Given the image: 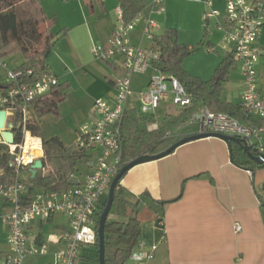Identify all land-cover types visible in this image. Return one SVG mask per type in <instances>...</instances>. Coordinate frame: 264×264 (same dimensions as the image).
Instances as JSON below:
<instances>
[{"label": "crops", "instance_id": "0c3cea01", "mask_svg": "<svg viewBox=\"0 0 264 264\" xmlns=\"http://www.w3.org/2000/svg\"><path fill=\"white\" fill-rule=\"evenodd\" d=\"M151 1L144 0L145 11L148 10ZM196 1L199 4H197L198 10L194 19L199 24L196 27L190 25L187 31L189 36L201 39L200 41H191L186 35H182L180 25L176 22L178 13L174 9L166 14L164 11L155 16L158 22L155 34L161 35L166 29L174 28L177 31L178 40L190 46L194 44L202 46L204 45L203 35L208 37L205 44L206 50L194 51L184 59V67L190 74L208 80L224 57L233 52L231 48L222 46L219 48L222 35L216 37L215 40L211 37L217 29L223 30L220 25L225 19L223 16L225 0H213L214 8L220 10L221 14L209 20L203 17L206 11L204 1ZM260 1L264 3V0ZM97 2L100 6L99 11H101V15L98 16L110 20L109 31L112 34L116 25L115 10L120 0H97ZM87 4L90 8L89 14L92 12L96 14L94 0H89ZM91 18L92 16L83 13L81 20L75 25L76 36L78 34L86 36ZM204 22L206 25L202 30ZM211 26L212 29H210ZM143 28L144 23L141 22L131 32L130 37L134 44L148 48L152 45V41L146 42ZM68 30L70 31L67 28V32ZM262 30L257 40L260 55L257 57L256 71L257 85L264 95V25ZM108 36L104 38L105 43L109 39ZM208 47H213L214 50ZM197 55L198 62L194 59ZM106 63L109 71L105 75L108 78L102 98L113 103L116 97L113 80L115 75L122 70V58L117 56ZM48 64L51 71L59 77V83L68 82L69 90L71 82L68 74L64 73L59 65L49 60ZM237 67L240 75H236L240 81H235L232 75V71ZM150 70L158 71L155 68ZM147 73L132 76L129 109H140L142 93L151 79L143 81V75ZM242 76L240 62L235 59L229 80L224 84L223 99L233 103L241 102L244 91ZM163 103L171 102L163 101L161 105ZM205 108L211 110L204 107L195 113H201ZM179 109L180 107L174 106V111L167 113H176ZM251 120L259 122L261 119L258 120L257 117L251 116ZM241 122L248 124L245 120ZM195 123L198 125L197 128L187 129L185 127H188L189 123H185L174 134H182L185 137L200 132L199 122ZM156 127V124L149 126L150 129ZM57 136L60 137V135ZM39 138L43 140L44 137ZM97 154L98 150L89 151V158L82 161L85 170L80 171L78 167V172L73 175L76 182L84 181L87 174L93 170ZM231 154L230 146L225 140L215 136L203 137L180 145L165 157L138 164L126 173L121 184L126 197L139 201L137 217L141 224L140 243L143 242L144 246L137 244L132 256L124 264H264V205H262L264 167H255L251 170L238 166L233 162ZM25 170L30 173L28 168ZM39 190L41 188H35L33 193ZM7 208L8 204L0 200V213L6 211ZM159 219L162 227L156 224ZM235 222H239L242 226L239 232L234 229ZM69 226V217L63 213H56L48 220H36L27 227L30 241L37 244L48 243V254L43 255L47 258L46 264L53 261L55 252L61 246L59 236ZM7 229L8 227L0 220V264H4V260L10 255ZM153 246L156 250L152 249ZM93 249L92 246L83 247L76 264H80L78 261L92 259L89 255ZM152 252L154 253L152 258L135 257L142 254L145 256Z\"/></svg>", "mask_w": 264, "mask_h": 264}, {"label": "built area", "instance_id": "2783aa9c", "mask_svg": "<svg viewBox=\"0 0 264 264\" xmlns=\"http://www.w3.org/2000/svg\"><path fill=\"white\" fill-rule=\"evenodd\" d=\"M165 0H152L148 10H140L131 20L125 19L124 8L119 4L115 10L116 25L106 44L92 47L93 54L109 61L117 56L122 58V70L114 77L116 97L114 102L100 97L93 104L89 120L78 130L76 143L88 151L98 150L93 170L84 181L59 190H39L28 195V184L17 179L0 183V200L8 204L6 211L0 213V220L8 227L7 241L10 255L4 264H24L28 255L48 254V245L30 241L27 227L36 220H48L56 213L69 217L70 226L59 236L60 248L49 264H76L83 247L93 246L98 233L95 218L99 213L101 200L108 193L110 184L122 164L120 121L129 109L131 80L134 74H144L153 68L161 53L152 47L134 44L131 32L139 23H144L143 35L152 40L158 26L156 15L165 11ZM207 9L204 19L220 16L214 8L213 0H203ZM264 3L260 0H225L222 47L231 48L234 57L240 62L243 75L244 108L263 123L249 125L241 122L232 114L215 112L207 108L201 113H193L185 123L199 122L200 132H221L247 139L255 147L256 153L263 152L264 137V95L257 85L256 62L260 55L257 40L264 25ZM214 50L213 47H208ZM1 71L6 77L0 83V110H6V125L18 122L23 125L21 141L7 142L0 129V148L9 153L20 169L31 166L43 154L42 140L32 134L27 127L32 116L33 102L48 94L59 84V77L52 71L40 78L24 80L20 72L2 59ZM29 73H32L29 70ZM170 101L180 108L193 104V98L182 82L173 76L157 71L150 79L141 96L140 110L143 113H156L163 101ZM41 141V152L34 153L27 147V137ZM21 170H18L20 174ZM73 177V176H72ZM234 229L239 232L242 226L235 222ZM144 246L143 242H139ZM156 250V247H152ZM154 253L137 255L136 258H152Z\"/></svg>", "mask_w": 264, "mask_h": 264}, {"label": "trees", "instance_id": "16d2710c", "mask_svg": "<svg viewBox=\"0 0 264 264\" xmlns=\"http://www.w3.org/2000/svg\"><path fill=\"white\" fill-rule=\"evenodd\" d=\"M124 8L125 19L131 20L140 10L145 9L144 0H120ZM53 18L46 15L40 0H0V63L2 59L17 51L23 53L24 61L15 69L24 80L33 81L51 71L48 56L52 53L57 40L66 36L64 31H53ZM150 47L160 51V58L153 63V68L177 77L193 98V104L180 108L176 113H166L157 116L155 113H143L138 108H130L120 121L122 164L120 169L129 161L145 154H157L170 147L184 137L174 134L187 119L196 111L208 107L217 113L223 111L232 114L237 119L245 120L249 125H261L263 120L252 121L251 115L241 102L233 103L223 99L224 84L229 80V74L235 61L233 53L224 57L212 77L204 80L190 74L184 67V59L191 55L196 48L178 40L177 31L168 28L161 35H154ZM1 67V66H0ZM29 70L32 73H29ZM1 75V68H0ZM68 82L55 85L43 97L33 102L32 116L27 127L32 134L41 137L40 119L47 113L60 115V104L67 98ZM157 127L150 129L149 126ZM23 125L14 122L13 132L16 141L23 137ZM43 156L40 158L43 167L35 177L29 173L28 179H22L13 157L0 148V183L21 179L28 186V195L35 188L43 190H59L73 186L71 178L78 172L80 162L89 158V151L73 143H65L59 136L43 138ZM264 153V137H263ZM255 153V147L250 144ZM231 158L238 166L253 170L264 167L250 159L243 150V144L230 143ZM30 169L25 167V169ZM126 175V174H125ZM124 175V176H125ZM123 176V177H124ZM122 177V178H123ZM122 180V179H121ZM119 181L115 189L114 202L110 212L124 217L123 221L107 219L105 225V261L106 264H124L132 256L133 249L140 242L141 224L137 217L139 201L126 197L125 190ZM108 199V193L102 198L99 213L95 218V228L98 229L99 217ZM264 205V199L262 200ZM99 237L94 245L99 256ZM99 261L98 257L96 259Z\"/></svg>", "mask_w": 264, "mask_h": 264}, {"label": "rangeland", "instance_id": "374dc122", "mask_svg": "<svg viewBox=\"0 0 264 264\" xmlns=\"http://www.w3.org/2000/svg\"><path fill=\"white\" fill-rule=\"evenodd\" d=\"M88 1L89 0H40L41 6L46 15L53 18L54 32L57 33L64 31V28L70 29V31L68 30L67 32V37L62 36L59 40H57L59 43H55L52 53H50L48 56V60L53 64L55 63L59 65V68H61L64 73L68 74V79L71 82V87L68 90L67 98L60 104V115L56 116L54 113H47L40 119L39 124L41 127V137L47 139L60 135L61 139L67 144L76 141L78 130L90 118V106L93 104V102H95L97 97H103V89L107 84L108 78L105 76L108 74L107 71H109L108 64L105 60L97 58L93 54L92 47L94 48V46L106 44L108 42L107 41L105 43L104 38L107 35H109V38L111 37L109 31L111 22L106 17L98 16L99 14L101 15V11H99L100 6L97 0H94V6L95 9H97V13L94 14L92 12L89 14L90 8L87 4ZM197 4H199V2L196 0L164 1V14L169 12V10L174 9L178 13L176 22L180 25L182 35H186L187 38L191 39V41L201 40H198V38L193 36H189L190 34H188L189 32L187 31V27H190V25L196 27V25L199 24L197 21L195 22L194 19V16L198 10ZM206 9L207 8L205 5V10ZM83 13L92 16L89 29L86 36H80L79 34L76 36L75 25H77V23L81 20ZM97 18L98 21H96ZM205 25L206 22H204L202 30L205 28ZM212 28L213 27L211 26L210 29ZM220 35L222 36L220 38L221 45H219V48L222 46L223 30L219 31L217 29L211 36L215 40V38L219 37ZM203 37L204 45H193L196 48L195 51L197 52H200V50H206L205 44L208 37H205L204 35ZM148 40L149 39L146 38L147 43ZM194 59L198 62V55ZM5 60L9 63L10 67H15L24 61V56L23 53L17 51L16 53L6 56ZM155 73L156 71L150 70L149 73L143 75V81L151 78ZM236 74L240 75L238 67L232 71L235 81L240 79ZM5 77L6 72L2 70L0 75V83L3 82ZM171 111H174V106L171 103H163V105H161L156 110V113L163 116L167 112ZM188 125L189 126L185 128L191 129L193 127H198L195 122H191ZM40 156H43V154ZM78 167L80 171L85 170V165L83 162H80ZM20 177L22 179H28V170L22 169L20 171ZM108 218L110 220L119 221H123L124 219L123 216L118 215L113 211L110 212ZM49 227L50 225L47 226V230ZM46 244L48 245V243ZM92 248L94 249L91 251V255H89L92 259L88 258L83 261H78L80 264H100L99 261L96 260L98 257L97 251L94 246H92ZM46 259L47 258L43 255H30L26 257L25 262L26 264H46Z\"/></svg>", "mask_w": 264, "mask_h": 264}, {"label": "water", "instance_id": "95a60500", "mask_svg": "<svg viewBox=\"0 0 264 264\" xmlns=\"http://www.w3.org/2000/svg\"><path fill=\"white\" fill-rule=\"evenodd\" d=\"M6 114H7L6 110H0V129H3L2 135H3L4 139L9 143H13L15 141V135L13 132L14 125L12 123L8 122L7 129H4L5 125H6V122H5L6 121ZM209 136H215V137L221 138V139L225 140L229 144V146H230V143L232 142V140L234 142L241 143V144H243L244 152L247 153V155L249 156L250 159L254 160L257 164H263L264 163V153L262 152L259 154H255L251 150L250 143L247 139L239 138V137L233 136V135L224 134L221 132H198V133H195V134H192L189 136H185V137L181 138L180 140H178L177 142H175L174 144H172L167 149L163 150L162 152H159L157 154L141 155V156L129 161L119 170V172L113 178V180L110 184V187H109V191H108L107 203H106V205H105V207H104V209H103V211L99 217V224H98L97 233H98V237L100 239L99 240V263L100 264H106V261H105V225H106L108 216L110 214V211H111V208H112V205L114 202L115 189H116L119 181L122 179V177L131 168H133L134 166H136L138 164L165 157L166 155H169L170 153L174 152L180 145H182L186 142H190V141L195 140V139H199V138H203V137H209ZM42 167H43L42 159L38 158L37 160H35L34 163L31 164L30 169H29L32 177H35L38 170ZM71 182H73V184L78 183V182H76L75 177L71 178ZM160 222H161V220L159 219L156 224L158 226L162 227Z\"/></svg>", "mask_w": 264, "mask_h": 264}, {"label": "bare ground", "instance_id": "6f19581e", "mask_svg": "<svg viewBox=\"0 0 264 264\" xmlns=\"http://www.w3.org/2000/svg\"><path fill=\"white\" fill-rule=\"evenodd\" d=\"M29 151V149L31 148L32 151L35 153H39L41 152V141L37 138L31 137L30 135H28L27 137V147H26Z\"/></svg>", "mask_w": 264, "mask_h": 264}]
</instances>
